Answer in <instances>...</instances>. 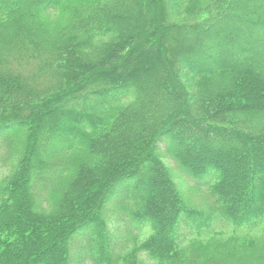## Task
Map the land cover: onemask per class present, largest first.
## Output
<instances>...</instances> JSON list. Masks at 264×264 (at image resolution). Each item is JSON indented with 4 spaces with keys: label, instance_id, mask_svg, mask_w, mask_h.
I'll return each mask as SVG.
<instances>
[{
    "label": "trees",
    "instance_id": "1",
    "mask_svg": "<svg viewBox=\"0 0 264 264\" xmlns=\"http://www.w3.org/2000/svg\"><path fill=\"white\" fill-rule=\"evenodd\" d=\"M253 32L264 0H0V264H264Z\"/></svg>",
    "mask_w": 264,
    "mask_h": 264
},
{
    "label": "rangeland",
    "instance_id": "2",
    "mask_svg": "<svg viewBox=\"0 0 264 264\" xmlns=\"http://www.w3.org/2000/svg\"><path fill=\"white\" fill-rule=\"evenodd\" d=\"M258 1L262 2V0H258ZM242 28L243 26L234 24L231 27L225 29V32L236 35V34H240ZM261 37L262 36L260 35V33L253 32L251 33L247 41H251L252 43H254L255 45L253 46H256V48L257 46L263 47V45L261 44H264V38ZM201 62L204 63V60ZM35 68H36L35 62H33V60H30L28 64H26L25 66L23 65V72L25 74H30L35 70ZM238 117L239 119L242 118L241 115H238ZM14 134L19 136V129L14 130ZM51 143L52 142L48 143V142H44L43 140H40V142L37 144V146L41 148V150H39L37 154H34L31 160L29 161L28 173L31 178H30V182L24 185V189L31 190L32 192H36L40 188L39 187L40 181L38 180L34 182L33 177L37 173L36 171L38 166L46 161L45 150H42V148H44L45 145H49ZM159 153L162 155L165 163L170 168L173 180L176 183V186L179 189L180 193L185 197L187 202L190 205L198 208L199 207L205 208L208 204H210L211 198L209 195V189L205 185L195 186L196 180L193 179L187 172L179 169L178 165L169 158L165 148L162 147ZM2 172L3 170L0 169V175ZM220 243L225 244L224 241H220Z\"/></svg>",
    "mask_w": 264,
    "mask_h": 264
}]
</instances>
